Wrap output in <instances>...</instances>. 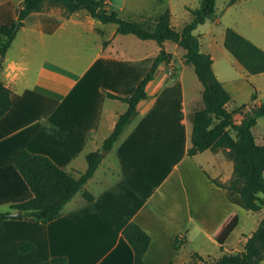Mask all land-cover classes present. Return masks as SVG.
<instances>
[{
  "label": "crops",
  "instance_id": "1",
  "mask_svg": "<svg viewBox=\"0 0 264 264\" xmlns=\"http://www.w3.org/2000/svg\"><path fill=\"white\" fill-rule=\"evenodd\" d=\"M176 1L107 0V5L151 27L169 10L171 24L180 29L187 22L174 23ZM21 4L0 0V25L16 22ZM198 6L199 0L192 8ZM127 35L138 37L118 33L115 23H103L83 9L65 15L59 6L31 12L18 27L0 71V80L12 90V105L0 118V211H15L13 204L33 195L14 165L22 149L82 172L87 153L104 149L128 108L107 92L132 94L161 49L156 40L133 41ZM168 41L164 47L171 61L159 64L137 115L61 214L46 223L20 216L0 224V264H40L55 256H65V264H134L133 248L122 233L132 220L151 235L146 264H182L193 252L206 258L233 252L243 234L257 227L264 208L235 204L214 181L227 182L233 175L228 149L188 155L190 114L203 105V85L194 77L186 83L185 49L176 70L181 45L172 41L171 50ZM221 81L230 92V83ZM176 238L186 242L175 248ZM23 241L34 243V249L19 251Z\"/></svg>",
  "mask_w": 264,
  "mask_h": 264
},
{
  "label": "trees",
  "instance_id": "2",
  "mask_svg": "<svg viewBox=\"0 0 264 264\" xmlns=\"http://www.w3.org/2000/svg\"><path fill=\"white\" fill-rule=\"evenodd\" d=\"M59 6L65 15L86 10L92 17L103 23L117 25L118 33H132L142 39L156 40L161 49L134 92L121 96L107 92L110 97L119 98L128 103V108L118 117L111 134L106 137L103 148L110 150L124 128L138 113L139 102L147 96V85L154 78L160 63H169L172 53L164 47V41L171 40L185 49L184 61L194 66L195 73L203 85V105L190 114L192 119L191 146L188 155L211 149H228V155L234 162L233 175L227 182L214 181L226 190L230 200L242 207L259 211L264 208V143L256 140L253 127L259 116H264V101L252 108L241 121H235V114L241 107L227 108L232 96L213 68V59L209 53L201 50L200 38L194 29L212 18L216 13V0H199V6L189 8L191 21L177 29L171 24L169 10L161 13L153 27L132 19L123 18L117 11L109 9L107 0H22L17 19L19 26L34 11H46ZM16 22L0 25V56H5L15 36ZM107 41H105V44ZM224 46L230 54L251 74L264 72V49L233 27L225 30ZM3 63L0 62V71ZM256 92L253 93V98ZM12 105V90L0 80V118ZM88 167L85 171H67L51 157L22 149L14 159V165L22 174L33 195L30 199L15 203L13 209H20L23 218H32L38 222H49L57 218L64 205L83 187L102 160L100 150L90 151L86 155ZM84 196L93 200V195L85 191ZM8 212L0 211V224L9 218ZM134 251V264H146L144 255L151 242V235L136 221H130L122 231ZM245 240L241 247L233 252H224L218 257H204L193 252L190 259L182 264H259L264 259V214L257 227L249 234H243ZM186 242L176 238L175 248ZM32 242L20 243L19 251L34 249ZM65 256H55L40 264H65ZM167 264H177L174 260Z\"/></svg>",
  "mask_w": 264,
  "mask_h": 264
},
{
  "label": "rangeland",
  "instance_id": "3",
  "mask_svg": "<svg viewBox=\"0 0 264 264\" xmlns=\"http://www.w3.org/2000/svg\"><path fill=\"white\" fill-rule=\"evenodd\" d=\"M197 5L198 0H186V3L177 0L173 5L174 23L181 26L183 23L189 22L192 18L189 8ZM216 18L219 20L217 21ZM229 26L264 49V0H216V16L207 19L194 29V33L201 38L202 50L214 56L213 67L217 76L230 83L229 90L232 93V98L228 102V108L233 110L236 107H241L235 117L243 118L252 112V108L264 101V72L248 73L225 48V29ZM127 37L133 41H140L134 35H127ZM174 45L175 43L172 41L167 42V47L171 50L174 49ZM129 46L134 48L132 45ZM183 51L184 48L179 46L178 53H175L176 70L182 66L180 56ZM184 67L187 84L190 77L199 79L193 65L185 64ZM254 91L256 96L253 98ZM188 93L190 92L188 91ZM253 132L256 140L264 143V116L257 118ZM104 151L105 149L101 150L102 153Z\"/></svg>",
  "mask_w": 264,
  "mask_h": 264
},
{
  "label": "water",
  "instance_id": "4",
  "mask_svg": "<svg viewBox=\"0 0 264 264\" xmlns=\"http://www.w3.org/2000/svg\"><path fill=\"white\" fill-rule=\"evenodd\" d=\"M19 20L17 19L16 20V24H15V30H17L18 29V27H19ZM4 60V56H1L0 57V62H2ZM174 78H176V76H174ZM108 150L107 149H105V151L102 153L103 155L107 152ZM8 214V216H10V217H20V216H22V211L20 210V209H16L15 211H10V212H8L7 213Z\"/></svg>",
  "mask_w": 264,
  "mask_h": 264
}]
</instances>
